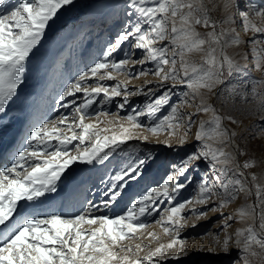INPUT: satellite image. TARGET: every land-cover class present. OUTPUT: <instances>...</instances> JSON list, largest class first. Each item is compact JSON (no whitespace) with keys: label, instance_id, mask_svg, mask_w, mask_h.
<instances>
[{"label":"snow or ice","instance_id":"obj_1","mask_svg":"<svg viewBox=\"0 0 264 264\" xmlns=\"http://www.w3.org/2000/svg\"><path fill=\"white\" fill-rule=\"evenodd\" d=\"M5 2L0 0V5ZM72 3L73 0H18L6 15L0 14V114L6 113L9 102L17 95L26 62L41 44L46 29L54 23L58 12ZM126 8L127 19L106 46L103 59L80 73L59 96V101L64 102L62 107L70 109L69 114L31 130L25 141L27 147L12 157L11 167L0 170V226H4L0 231V264H159L169 258L179 260L182 255H188L183 247L185 240L178 238L183 229L181 220H186L181 213L190 204L214 205L207 211L193 209L198 219L206 218L209 211L220 212L222 218L223 240L216 233L213 246L205 249L201 245L198 251L230 255V244L234 242L239 255L234 264H239L240 260L243 264H253V260L264 264V184L258 182L255 173L245 174L244 170L254 162L239 163L237 156L246 153L233 143L236 133L223 123L225 120L232 124L239 122L232 116L220 115L213 104L215 100L227 106L229 100L239 97L247 101L251 95L264 105V78L247 79L249 52H228L229 48L248 46L254 70L264 72V7L250 4L247 11L240 12L239 0H223L225 15L220 20L211 15L215 6L209 8L204 0H126ZM237 15L244 34L252 33L247 40H242L237 30ZM165 41L167 43H163ZM126 43L129 51L123 58L112 59ZM132 49L142 50L143 58L131 61ZM147 62L154 64V68L141 70L138 75H155L158 82L152 87L130 91L124 82L110 89L102 84L90 90L83 87V82L91 77L112 80L115 79L113 72L126 71L129 63L143 65ZM177 86L187 90L182 91L178 103L172 104ZM80 92L85 99L77 106L75 96ZM101 93L106 99L100 103L122 96L120 109L129 103L131 96L144 95L149 102L144 109H134L123 118L128 122L127 127L119 123L118 130L101 128L103 121L99 116L97 123L85 122L91 115L88 110L97 102L95 97ZM197 100L195 112L181 111L185 104L192 106ZM164 106L170 108L169 113L150 121L147 130L153 135L167 131L171 136L184 122L186 131L181 144L186 143L194 116L201 112H211L212 116L210 120L199 122L195 134L200 145L198 150L172 165L162 185L142 189L115 217L95 215L102 208L117 204L128 187L142 178L154 159L151 153L130 157L101 177L95 185V199L85 201L78 212L67 215L48 212L19 220L14 218V214L19 215L20 201L35 203L47 194L56 193L58 183L73 164L105 165L128 141L141 139L134 132L145 127L139 118L152 116ZM147 140V136L142 137V141ZM74 141L78 143L73 144ZM68 145L73 146L76 154H71ZM229 148L231 151L227 150ZM201 163L211 172L197 182L195 196L164 209L168 215L163 230L166 234L174 232L177 238L160 244L143 257L138 255L143 250L140 244L135 245V250L131 245L123 246L125 240L138 238L136 234L147 227L141 217L158 212L155 207L158 201L166 200L171 204L175 194L192 183L193 177L188 173ZM240 193L254 196V202L225 216L222 210ZM233 220L244 227L229 233V221ZM148 235L155 239L153 233ZM177 244L179 249L169 256V250ZM128 253H134L136 258Z\"/></svg>","mask_w":264,"mask_h":264},{"label":"rangeland","instance_id":"obj_2","mask_svg":"<svg viewBox=\"0 0 264 264\" xmlns=\"http://www.w3.org/2000/svg\"><path fill=\"white\" fill-rule=\"evenodd\" d=\"M17 2L18 0H6L4 5H0V14L6 15L11 6ZM204 2L209 8L215 6V10L211 12L213 18L217 20L223 19L225 15L223 0H204ZM241 4H243V8ZM250 4H254L258 8L264 7V0H239V11H247ZM126 11V0H73L71 5L65 6L58 12L54 23H50V26L46 29L41 44L34 49L26 62L23 83L19 86L17 95L9 102L6 113L0 114V138H7L6 143L15 129H22V138H20L21 136L19 137L20 142L11 148V155L0 170L4 167H11L12 157L18 154V150L27 147L25 141L31 130L37 126L42 127L43 124L50 121L59 120L62 115L69 114L70 109L62 107L64 102L59 101V96L67 85L75 81V78L80 73L92 67L94 62L103 59L106 46L115 38L117 32L121 29V25L127 19ZM236 20L237 30L241 39L247 40L252 33L246 36L237 17ZM257 23L259 24V21ZM198 30L201 32L205 31L203 28ZM163 43H167V41ZM126 51H129L127 43L122 45L121 51L113 54L112 59L123 58ZM131 51L134 53L130 57L131 61L143 58L144 53L142 50L132 49ZM239 51L249 52L247 79L264 78V72L252 70L250 66L252 55L248 46L240 49H228L229 54ZM194 59L198 60L199 57H194ZM150 68H154V64L151 62L143 65L129 63L126 66V71L121 73L113 72L115 79L101 81L97 77H91L83 82V87L90 90L97 84H102L110 89L118 82L126 83L130 91H136L142 87H152L158 82V78L155 75L151 73L143 76L138 75L141 70L147 71ZM186 90L183 86H177L174 89L171 103H178L179 98L182 96V91ZM159 94L157 93V95ZM84 99L83 92L76 93L75 101L77 106L82 104ZM105 99L103 93L95 97L97 102L88 110L91 115L86 119V123H97V117L99 116V120L103 121L99 125L101 128H116L118 130L119 123H123L127 127L128 122L123 118L132 113L134 109H144L149 102V98L144 95L131 96L129 103L123 109H120L118 105L123 100L122 96L113 97L111 102L108 103H100V101ZM196 103H199V100L195 101L192 106L185 104L181 111L185 113L195 112ZM213 104L220 115L232 116L239 122L238 124H232L225 120L223 123L225 127L236 133L233 143L239 145L240 150L246 153L237 156L239 163L242 165L247 160L254 162L252 167L244 170L245 174L255 173L259 178L258 182L264 184V105L259 103L258 98H253L251 95H249L247 101H243L239 97L235 100H229L227 106L215 100ZM169 111L170 108L164 106L152 116H141L139 119L145 127L134 130L135 135L141 139L134 138L128 141L127 145L122 146V150H117L111 160L105 165L73 164L58 183L56 193L47 194L46 197L40 198L35 203L20 201L19 213L28 211L24 217L48 212L66 215L76 213L81 209L85 201L95 199L93 195L95 185L99 184L101 177L105 176L106 172L109 170L114 171L120 162L130 157L151 153L154 159L146 167L142 178L128 187L125 195L117 204L109 209L102 208L100 212L95 213V215L106 214L109 217L121 214L125 205L134 196H137L142 189L162 185L170 173L171 166L179 164L186 155L198 150L200 147L199 142L195 139V134L199 129V122L201 120H210L212 113L201 112L194 116V123L188 132L186 143L181 144V137L184 136L186 131L184 122H181L180 127L175 130V134L171 136L167 131L153 135L147 130L146 126L150 121H157L167 115ZM100 113H105V115H99ZM109 121L113 123L110 124ZM61 127L64 128L65 126L61 125ZM144 136L148 137L147 141H142ZM53 143L55 144L56 142ZM77 143L78 141L73 142V144ZM169 144L171 145L170 147L168 146ZM68 148L71 150V154H76V150L73 149L72 145H68ZM227 150L231 151V148ZM210 172L211 170L205 163H201L195 171L190 170L188 175L193 177L192 183L179 193H176L175 199L171 204L166 200L163 203L158 201L155 206L159 209L158 212L154 211L152 215L141 217L147 227L136 234L138 238L125 240L123 246L131 245L135 250V245L140 244L143 250L138 255L143 257L160 244H167L171 239L177 238L174 232L166 234L163 230L162 225L167 220L168 215V213L164 212V209L193 198L197 182L200 181V178L205 173ZM254 199V196L246 197L244 193H240L237 199L228 204L222 211L226 216L236 212L244 204L253 203ZM213 206L212 204H190L183 209L181 215L186 220H181L183 229L178 239L185 240L183 247L188 255H182L179 260L170 258L161 260L159 264H234V262L239 260L234 242L230 244V255H224L223 253L213 255L206 251H198L201 245L205 249L212 247L213 237L216 233H219L220 239L223 240L224 232L221 231L222 218L220 212L209 211L206 218L200 219L193 215V209L207 211L208 208ZM157 221H161V223H157ZM229 223L231 224V228L228 229L229 233L244 227L243 224L235 220L229 221ZM193 224L196 226L192 227ZM2 227L0 226V231ZM170 227L172 226L170 225ZM148 233H153L155 239L149 236ZM179 247L180 245L177 244L175 248L170 249L169 256L178 250ZM120 254L124 255V253ZM128 255L133 259L136 258L134 253H128ZM239 264H243V261L240 260ZM253 264H259L258 260H253Z\"/></svg>","mask_w":264,"mask_h":264},{"label":"bare ground","instance_id":"obj_3","mask_svg":"<svg viewBox=\"0 0 264 264\" xmlns=\"http://www.w3.org/2000/svg\"><path fill=\"white\" fill-rule=\"evenodd\" d=\"M241 7L243 8V4H241ZM237 18H238V20L240 22L239 15L237 16ZM240 25H241V22H240ZM250 66H251V68L253 70L254 69L253 68V61L251 62ZM24 126H25V124H24ZM21 133H22V129H19V128L15 129L13 134L11 135V138H8L9 140H8L7 143H6L7 138H5V139L4 138H0V169L3 167L4 162L7 161L8 158L10 157V155H11L10 148H11V145L13 144V142L15 140L20 142L19 141V137L21 136ZM18 142H17V144H18ZM27 212L28 211L19 213V215H15L14 218L16 220H19L21 217H24ZM3 230H4V226L2 227L1 231H3Z\"/></svg>","mask_w":264,"mask_h":264}]
</instances>
